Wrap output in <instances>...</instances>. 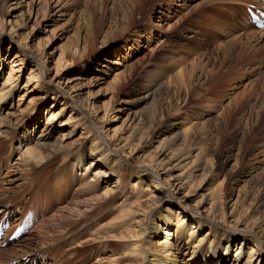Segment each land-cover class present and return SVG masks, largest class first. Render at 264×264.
<instances>
[{
  "label": "bare ground",
  "instance_id": "obj_1",
  "mask_svg": "<svg viewBox=\"0 0 264 264\" xmlns=\"http://www.w3.org/2000/svg\"><path fill=\"white\" fill-rule=\"evenodd\" d=\"M190 1L187 8L192 12L212 11L219 20L217 30L232 26V20L224 19L229 17L227 6L221 10L214 6L215 0ZM35 2L22 0L20 8H27L26 13H21L28 15L25 21L30 20ZM220 5L230 7L227 3ZM113 7L115 15L118 10L114 0ZM129 12L127 29L134 16V10ZM236 14L235 9L232 15L236 17ZM4 21V18L0 20V68L6 60L9 71L0 69V224H9L12 229L22 231L32 224L35 226L25 231L16 245L0 250V264H47V258L53 260V264H62L60 259L65 252L66 258H72L78 256L79 249L91 245L96 249L90 251L94 259L93 262L88 260L90 264H177V256L182 257L179 264H264V194L253 198V213L249 214L244 205H229L228 196L226 198L228 184L237 183L245 172L241 163L247 156L246 137L252 126L247 127L248 132L232 133L233 144L237 142L234 165L241 166V170L225 173L223 166H208L206 159L210 154L206 155V147L201 149L202 138L209 130L220 136L225 129L220 120L211 117L205 109L201 110L204 106L198 108L204 98L200 91L205 85L210 89V84L227 63L231 64L229 69L236 70L251 60L262 61L263 36L245 43L233 38L211 49L212 36L205 29L196 31L193 25L175 28V50L167 59L165 57L158 77L148 85L147 95L139 100L145 104L146 111L150 108L153 111L144 118L133 112L130 115L133 128L126 143L113 146L85 105L80 102L84 113L71 101V95L78 99L74 86H66L71 91L69 104L77 106L79 114L70 109L68 103H61L62 99L58 102L61 103L60 112L49 111L41 125L39 116L42 115L38 116L37 112L24 118L12 112L18 89L15 81L21 77L23 67L30 66L28 81L41 90L44 89L37 79L38 75L44 77L45 69L43 58L37 55L40 60L37 61L26 45L18 44L10 59V53L4 54V40L12 39L5 32ZM191 53L196 58L186 67L184 56ZM25 59L31 60L34 67L30 62L25 64ZM208 66L218 72L211 76L212 79L207 75L208 80L201 83L199 72L203 75ZM262 75L264 78V73ZM47 91L54 94L55 101L60 97L52 90ZM197 96V113L192 108L191 113L203 115L204 119L180 130L182 104L185 108ZM61 115L67 116L65 121H60ZM32 120L33 128L42 126L40 131L39 127L35 131L32 127L27 130ZM64 127L70 131L64 133ZM77 131L79 138L73 140ZM135 137L147 144L151 141L157 144L151 152L152 145L146 144L148 153L145 152L142 163L149 167L131 166L133 150L128 148ZM234 150L229 152L232 154ZM216 168L224 180L217 185ZM247 173L246 195L249 197L258 189L264 191V171L257 175ZM110 178L114 180L112 183ZM208 181L210 188L206 189L204 183ZM41 187L43 190L39 191ZM159 231L168 236V241L160 243ZM8 236L7 232L5 238Z\"/></svg>",
  "mask_w": 264,
  "mask_h": 264
},
{
  "label": "rangeland",
  "instance_id": "obj_2",
  "mask_svg": "<svg viewBox=\"0 0 264 264\" xmlns=\"http://www.w3.org/2000/svg\"><path fill=\"white\" fill-rule=\"evenodd\" d=\"M35 1L30 20L25 21L28 15H21V13L27 12V8H20L23 6L21 4L22 0H0V20L4 18L5 32L12 37L11 40H4L2 51H4V54L5 52L10 53L8 55L10 59L13 49L18 44L26 45L29 48L27 50L32 51L37 61H40L36 57L37 55L43 58L42 62L45 69L44 77L41 78L38 75L37 79L38 84L44 89L41 90L35 83L28 81L27 74L30 66L27 69L23 67L21 77L18 81H15L18 89L13 98L12 112L21 118L27 115L33 116L37 112L38 116L42 115L39 116V125H41V123H45V117L49 111H56L55 114L60 112L62 101L68 103L70 109L75 110L78 114L77 106L70 105V102L74 101L83 111L80 105L81 102L85 105L87 111L91 113L90 115L96 123H99L103 135L113 146L116 143H120V145L126 143L125 139L133 128L130 122L132 116L130 115L137 113V115H142V118L149 116L152 109L146 111L145 104L140 103L139 100L147 95L148 85L153 84L158 77L159 67L166 62L165 57L167 59V56L175 50L174 43L177 40L174 37L175 28L182 27L185 29L193 25L192 27L196 31L205 29L206 33L212 36L211 49L221 42L225 41L226 43L227 40L233 38L245 43L247 40L251 42L255 37H264L263 32L242 24L247 18L246 6L254 0H224L219 2L215 0L216 5L214 6L221 10L226 6L229 8L226 11L229 17L224 19L233 21L232 26H223L220 30H217L219 20L212 14V11L208 9L192 12L191 9L187 8L189 2H191L190 0H114V6L118 10L117 13L115 11V15H113L114 7L112 8L113 0ZM196 2L199 1L196 0ZM217 3H227L230 7L228 5L221 6ZM231 8L234 9V12L236 9V17L232 15L234 12L231 13ZM130 10H134V16L131 19L130 29H127L128 18L126 15L130 13ZM167 40L169 43H166ZM9 43L12 45H9ZM179 46L182 48V45ZM184 57L186 67H189L196 58L192 53ZM25 60V64L31 61ZM29 64L34 67V63L31 64L30 62ZM230 65V63H227L224 66L221 71L224 76L219 73L214 78L213 85L210 84V89L208 85H205L204 90L200 91L201 98L203 96L204 98L200 102L201 105L199 104V110L204 106L201 110L205 109L204 111H207L211 117L220 120L225 129V132L220 136L209 130L205 135L206 137L202 138L205 142L203 141L204 145L202 144L201 149L206 147L208 151L206 155L210 154L206 159L208 166L213 168L223 166L225 173L227 171H237L241 166L234 165L236 160L234 146L237 145V142L235 141L236 143L233 144L231 135L234 131L248 132L249 128L247 127L252 126L249 130L250 133L247 134L249 137H246L245 150H247V156L241 163L242 168H245L243 170L245 172L241 174L237 183L231 181L226 187V198L228 196L229 205L235 203L237 207H240L241 203L249 214L253 208L252 202L254 199L258 195L263 196L264 194L262 189L254 190L249 197L245 193V183L248 180L245 177L248 174L247 172L257 175L264 171V78L262 75L264 73V56L261 62L254 59L247 65L243 64L240 66L241 68H236V70L229 69ZM0 69L5 72L9 71V64L6 60L2 63ZM217 72L218 69H213L211 66L206 67L203 75L202 72H199L201 83L207 81L208 76L211 77ZM66 86H69V88L74 86L73 90L78 99H73L71 95L70 99L72 100L70 101L68 96L71 91ZM46 90H52L58 93L60 97L55 101L53 99L54 94L49 91L46 92ZM198 98L199 96L193 97L192 102L187 104L185 108L183 107L185 104H182L181 109H183L180 113L183 124H179L181 126L180 130H186L193 123H201L204 119L203 115L201 117V115L191 113L192 109L197 113L195 107H197ZM60 100L61 103L58 104ZM66 118V115L59 116L60 121H65ZM39 125L33 128L34 121L32 120L28 123L27 130L30 131L32 127V130L35 131L39 127L38 130L40 131L42 126ZM211 127L213 130L214 126L211 125ZM69 129L64 127L62 131L68 133ZM151 129L152 126L148 131ZM77 133L73 140L79 138L80 132L77 131ZM240 138L241 136L238 137V141ZM137 139L135 137L134 141L129 142L128 149L133 150V159H130L131 166H146L145 163H142L144 161L142 157L148 153L147 145H152L151 152L157 144L153 141H148L150 143L147 144L145 141H138ZM141 142L143 143L141 144ZM232 149L234 151L231 154L229 151ZM165 153L167 156L169 155V152ZM193 153L197 152L194 151ZM228 155L230 157L225 160ZM251 167L256 169L251 170ZM215 173L218 174L214 178L216 180L215 185H217L223 180V174L219 173L218 168L215 169ZM110 179L112 183L114 180L113 178ZM204 184L206 189L210 188L209 181ZM102 185L104 186V183ZM223 185L225 186V183ZM42 190L41 187L39 191ZM15 194L17 193L15 192ZM29 196L31 198V195ZM6 225L9 226L6 231L9 236L5 238V241L8 240L12 245L5 249L13 247L14 244L16 245L21 235H25V231L30 230V228L25 231L20 228L12 229V226ZM158 233L159 239L156 238L161 240L160 243L165 239L168 241V236L162 234L161 231ZM10 238L12 241H10ZM171 239L174 240L175 238L171 237ZM115 247L112 246L111 248ZM95 249L96 246L94 245L84 246L78 250V256L72 258H66L67 254L65 252L66 256L64 255L60 259V263L90 264L94 261L90 251ZM89 259H92V261L89 262ZM181 259V256H177L176 263L179 264ZM46 262L47 264H53V260H49V258Z\"/></svg>",
  "mask_w": 264,
  "mask_h": 264
}]
</instances>
